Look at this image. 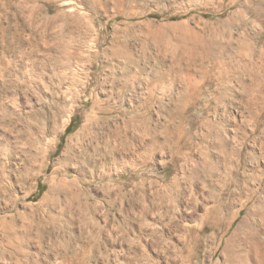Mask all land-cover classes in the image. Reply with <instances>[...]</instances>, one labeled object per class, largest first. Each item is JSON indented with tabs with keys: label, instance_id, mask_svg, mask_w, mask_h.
Segmentation results:
<instances>
[{
	"label": "rangeland",
	"instance_id": "rangeland-1",
	"mask_svg": "<svg viewBox=\"0 0 264 264\" xmlns=\"http://www.w3.org/2000/svg\"><path fill=\"white\" fill-rule=\"evenodd\" d=\"M233 11L0 0V264H242L246 210L215 244L264 180L245 95L215 66Z\"/></svg>",
	"mask_w": 264,
	"mask_h": 264
},
{
	"label": "bare ground",
	"instance_id": "bare-ground-1",
	"mask_svg": "<svg viewBox=\"0 0 264 264\" xmlns=\"http://www.w3.org/2000/svg\"><path fill=\"white\" fill-rule=\"evenodd\" d=\"M228 8L234 9L231 13V16L234 18H232L231 21L233 22V26H231L230 37L232 39L231 46L235 45V48H233L232 52H229L230 54L227 61H225L224 56V58H222V56L219 55L217 59L215 58V66L219 69L218 73L220 78L227 79L229 85H232L233 88L239 87L240 91L245 95L247 100L245 106L247 112H245L247 116L243 112L240 113V116L242 118L246 116L248 121L252 122L250 131L248 135H246V140H249V138L251 139L250 148L252 150L256 149L257 145L260 152L263 151L264 153V140H260V137L255 136L257 134L256 132H258V120L264 115V0H228ZM241 16H244L245 19L239 22L240 19L238 20V18ZM233 19L237 22H234ZM249 19H252L251 22L256 23L254 25L255 28H253L255 33V39H253L256 41L255 44L257 48L249 46L247 49H242V46H244L242 43L244 41H249V39L246 40V37H250L247 36L249 34L246 32L244 25L247 20L248 23H250ZM242 22H244V24H242ZM237 29L238 31L236 32ZM245 32L247 35L244 34ZM223 36L225 35H222V37ZM250 42H248L249 45ZM246 46H248V44ZM228 50L230 49L228 48ZM32 53L33 52L28 56V62L29 59L32 61ZM80 62H82V60ZM93 105H95V98H93ZM90 118V125H92L95 122V117L88 115L85 121H89ZM66 127L67 125L63 127L61 133L65 132ZM91 129L92 132L95 133L93 127H91ZM235 136V139L239 138V136ZM261 169L262 170L259 172L260 175L264 171L263 167ZM237 206V209L227 220L225 228L219 232L220 234L217 236L215 244H217L218 247L223 244L225 235L234 221L239 217V213L242 210H246V216L241 219L240 227L244 226L247 229L246 240L250 245L246 249V254L242 256V264H264V180L261 179L253 183L251 187L249 186L247 192H244V194L240 196V202ZM234 234L235 233L232 235L234 236ZM224 254H226L225 260H227V263L230 261V264H232L231 256L227 255L226 250H224Z\"/></svg>",
	"mask_w": 264,
	"mask_h": 264
}]
</instances>
